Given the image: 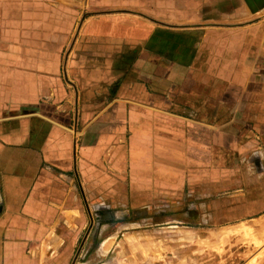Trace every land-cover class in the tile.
Returning a JSON list of instances; mask_svg holds the SVG:
<instances>
[{
    "label": "crops",
    "instance_id": "1",
    "mask_svg": "<svg viewBox=\"0 0 264 264\" xmlns=\"http://www.w3.org/2000/svg\"><path fill=\"white\" fill-rule=\"evenodd\" d=\"M124 208L264 217V0H0V264L102 258Z\"/></svg>",
    "mask_w": 264,
    "mask_h": 264
},
{
    "label": "rangeland",
    "instance_id": "2",
    "mask_svg": "<svg viewBox=\"0 0 264 264\" xmlns=\"http://www.w3.org/2000/svg\"><path fill=\"white\" fill-rule=\"evenodd\" d=\"M77 121L78 118L71 131L75 139H80L84 131ZM120 197L123 200L117 198L118 203L125 207L128 199L124 194ZM103 198L106 199L105 196ZM87 207V239L83 243L88 242V235L93 232L96 214L92 206ZM118 213L119 217L114 221H118V225H111V222L102 226L101 237L114 232L110 252L96 260L86 259L83 264H264V238L261 241L264 217L255 225L223 228L202 226L199 221L197 226L190 225L195 223L187 220L182 225L167 222L169 220L157 223L162 217L142 219L132 211L126 212L125 208ZM102 218L107 220L104 215ZM126 219L135 220V223H123ZM185 222L189 225H184ZM73 260L72 264H80L83 258L76 256Z\"/></svg>",
    "mask_w": 264,
    "mask_h": 264
},
{
    "label": "bare ground",
    "instance_id": "3",
    "mask_svg": "<svg viewBox=\"0 0 264 264\" xmlns=\"http://www.w3.org/2000/svg\"><path fill=\"white\" fill-rule=\"evenodd\" d=\"M259 225H261V224H259ZM242 227H243V226H242ZM243 229H244V228H243ZM239 230H242V229H239ZM244 230H245V229H244ZM262 230H263L262 233L260 232V233H261V241H262V239L264 238V225L262 226ZM247 231H248V230H247ZM226 233H227V232H226ZM226 233H225V234H226ZM246 235H247V234H246ZM246 237H247V236H246ZM259 242H260V241H259ZM259 242H258L257 244H259Z\"/></svg>",
    "mask_w": 264,
    "mask_h": 264
}]
</instances>
